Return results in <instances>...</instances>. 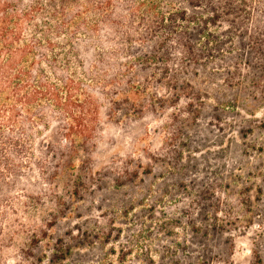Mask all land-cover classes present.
I'll list each match as a JSON object with an SVG mask.
<instances>
[{
  "label": "rangeland",
  "instance_id": "obj_1",
  "mask_svg": "<svg viewBox=\"0 0 264 264\" xmlns=\"http://www.w3.org/2000/svg\"><path fill=\"white\" fill-rule=\"evenodd\" d=\"M94 47L79 48L89 57ZM106 49L101 79L72 51L94 99L88 150L62 158L54 176L56 159L38 150L50 170L36 167L23 185L0 264H264V89L229 85L215 64L179 66L180 83L196 88L178 100L127 45ZM63 127L37 148L62 144Z\"/></svg>",
  "mask_w": 264,
  "mask_h": 264
},
{
  "label": "trees",
  "instance_id": "obj_2",
  "mask_svg": "<svg viewBox=\"0 0 264 264\" xmlns=\"http://www.w3.org/2000/svg\"><path fill=\"white\" fill-rule=\"evenodd\" d=\"M63 36L67 45L55 39ZM117 40L154 86L179 91L178 100L180 88H196L180 83L179 66L198 74L215 64L229 85L264 89V0H0V250L26 180L36 167L50 170L38 150L56 159L53 176L66 155L88 150L94 99L73 75L72 51L101 79L114 51L106 47ZM85 43L100 54L88 49L87 57ZM56 123L64 124L62 144L43 140L37 148Z\"/></svg>",
  "mask_w": 264,
  "mask_h": 264
}]
</instances>
